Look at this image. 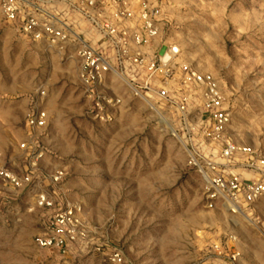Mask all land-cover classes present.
Wrapping results in <instances>:
<instances>
[{
  "label": "rangeland",
  "instance_id": "1",
  "mask_svg": "<svg viewBox=\"0 0 264 264\" xmlns=\"http://www.w3.org/2000/svg\"><path fill=\"white\" fill-rule=\"evenodd\" d=\"M162 1L166 38L226 94L227 137L264 153V0ZM33 110L46 113L44 129L27 128ZM87 114L75 59L31 43L0 16V169L29 172L21 144L43 152L33 187L0 182V264H115V254L120 264H214L215 244L223 255L239 251L241 264H264V199L239 216L209 210L185 142L145 107L108 125ZM56 171L64 172L57 186ZM41 190L56 205L81 207L66 255L34 244L53 213L35 205Z\"/></svg>",
  "mask_w": 264,
  "mask_h": 264
},
{
  "label": "built area",
  "instance_id": "2",
  "mask_svg": "<svg viewBox=\"0 0 264 264\" xmlns=\"http://www.w3.org/2000/svg\"><path fill=\"white\" fill-rule=\"evenodd\" d=\"M0 16L31 43L66 62L75 59L91 121L112 124L141 105L158 128L183 139L187 165L201 180L209 210L239 216L264 199V153L227 137L226 94L211 74L186 58L178 43L166 38L162 0H0ZM38 94L44 98L45 88ZM46 125L45 112L27 115L28 129ZM19 147L30 149L29 172L0 169V182L14 191L33 187L32 171L43 156L32 142ZM63 178L64 172L56 171L49 179L57 186ZM34 198L38 208L53 210L46 232L34 237V244L70 253L81 207L69 201L56 205L42 190ZM212 249L214 264H241L239 251L223 255L216 244ZM111 261L120 264L122 259L115 254Z\"/></svg>",
  "mask_w": 264,
  "mask_h": 264
}]
</instances>
